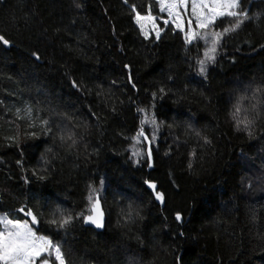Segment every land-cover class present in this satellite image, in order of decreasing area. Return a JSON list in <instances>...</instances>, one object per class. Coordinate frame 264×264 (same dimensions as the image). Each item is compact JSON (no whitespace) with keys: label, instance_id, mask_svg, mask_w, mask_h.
Segmentation results:
<instances>
[{"label":"trees","instance_id":"obj_1","mask_svg":"<svg viewBox=\"0 0 264 264\" xmlns=\"http://www.w3.org/2000/svg\"><path fill=\"white\" fill-rule=\"evenodd\" d=\"M76 2L80 8L73 0L0 2V34L13 43L0 45V214L22 216L17 209L27 204L41 234L65 242L74 264H264V92L251 97L264 85V0H240L259 19L225 37L206 80L195 63L199 44L172 29L159 40L141 34L132 6L151 5L157 15L155 0ZM241 95L249 98L238 118H252L245 109L253 104L261 112L251 138L235 131L230 115ZM138 108L161 123L151 167L129 159ZM41 119L52 131H42ZM56 125L77 134L75 148L61 143ZM101 180L102 232L77 220L65 234L45 222L56 204L85 211L88 186L99 189Z\"/></svg>","mask_w":264,"mask_h":264},{"label":"snow or ice","instance_id":"obj_2","mask_svg":"<svg viewBox=\"0 0 264 264\" xmlns=\"http://www.w3.org/2000/svg\"><path fill=\"white\" fill-rule=\"evenodd\" d=\"M2 2V0H0ZM75 7L80 8V3L73 0ZM128 3V0H124ZM158 11L165 14L166 18H162L163 25L167 26L171 22L173 29H178L183 40L188 45L199 43L200 57L195 61L199 75L207 79V68L214 65L217 61V55L223 47L225 37L229 34L236 33L241 25L253 18L259 19V14L249 15L248 9L241 6L240 0H155ZM151 5H147L142 11H137L136 7L132 6V11L135 14L136 23L139 25L140 32L145 39H148L150 34L154 33L155 39H160L161 31L163 30L157 23L156 17L151 13ZM227 19L228 23H225ZM220 22L219 24L217 22ZM0 45L6 49L13 47L12 41L6 38L4 34H0ZM264 48V44L260 46ZM35 61L40 60V55L37 51L30 53ZM125 67H128L125 65ZM73 87L79 85L73 81ZM135 88V84L132 85ZM161 98L165 94L163 87L159 88ZM264 92V85H258L252 92V99H256L257 93ZM157 93L153 92V99L156 98ZM247 95H241L237 98V103L233 105V111L230 113L235 131L244 132L249 138L253 137L255 133V125L261 112L258 110V105L253 104L246 111L254 113L252 118L247 116L243 119L238 118V113L241 110V103L248 99ZM154 107V105L152 106ZM21 109H17L19 113ZM22 111L24 115L29 118V126L34 127L31 123L33 114V107L31 104H25ZM56 112L55 109H52ZM138 112L145 115L140 120L141 127L136 135L131 139L135 144L144 141H149V136L145 133L143 125L148 124L152 128L151 140H155V132L158 131V125L154 114L150 116L146 113L144 108H138ZM61 115L60 113H56ZM65 119L68 117L65 115ZM42 131H52V125L49 119H41ZM174 124H169L172 128ZM59 133V139L62 144L66 145L68 150L76 147L79 143L77 134L75 132H68L64 134L65 130L59 125H56ZM81 127H84L81 125ZM190 128V126H188ZM30 135L35 136L33 132ZM197 137L203 140L204 144H211V141L206 136H201L199 131L195 132ZM71 141V143H68ZM133 145L129 159H132L134 164L140 162L143 156V151L137 149ZM195 151L190 153L194 157ZM148 166L151 167L152 151L149 147L147 149ZM19 163V161H18ZM187 167L192 169L193 163L190 159ZM37 175V173H33ZM37 178L41 181L46 179V176L41 174ZM25 183H29L25 178ZM101 186L104 181H100ZM148 188L154 193L155 200L164 203V194L157 190L155 183L145 181ZM251 187V185H249ZM88 207L85 211L77 212L75 214L66 211L59 204L48 209V217L45 221L56 232L63 231L67 234L73 227L77 220H81L83 224L94 226L95 229H103V212L100 207V199L98 189L92 185L88 186V195L86 197ZM133 209L131 206L128 211L124 213L126 221L133 220ZM22 216L10 217L7 214H0V264H74L71 259V254L65 250L64 243L56 236L53 237L52 232L41 234L39 225L41 220L37 213L27 204L22 205L17 209ZM139 211H135V216L139 218ZM181 215L177 213L176 220L180 221ZM180 235H183L181 233Z\"/></svg>","mask_w":264,"mask_h":264},{"label":"rangeland","instance_id":"obj_3","mask_svg":"<svg viewBox=\"0 0 264 264\" xmlns=\"http://www.w3.org/2000/svg\"><path fill=\"white\" fill-rule=\"evenodd\" d=\"M153 15V14H152ZM156 17V23L163 29L161 31V34H160V39L161 37L163 36V34L165 33V31L169 30V29H172L175 33H181L178 29H173L172 27V24L171 22L169 23V25L165 26L163 25L162 23V18H166L165 14H162L160 12H158L157 15H153ZM135 23H136V20H135ZM137 27L139 28V25L136 23ZM140 29V28H139ZM182 35V34H181ZM151 38H154L155 39V36H154V33L150 34L149 38L148 39H151ZM199 44V43H197ZM194 45V44H193ZM208 69H209V66L207 68V72H208ZM148 114V113H147ZM145 114L143 113V116ZM149 116L151 114H148ZM156 122H157V125H158V130L161 128V123L156 119ZM144 127V130H145V133L150 137V142L152 144V147H157L158 146V140H157V136H156V133L157 131L155 132V140H151V135H152V128L150 125L148 124H145L143 125ZM135 144V141L132 140V146L129 148V155H131V150L133 148V145ZM135 147L137 149H141L143 151V156L142 158H140V162L138 164H135L136 166H142L144 164V162L148 159L147 157V149H148V144H147V141H144L143 138H141V142L139 144H135ZM158 148V147H157ZM131 162H132V159H130ZM133 163V162H132ZM134 164V163H133ZM103 190H104V184L102 186H100V188L98 189V194L102 195L103 193Z\"/></svg>","mask_w":264,"mask_h":264},{"label":"water","instance_id":"obj_4","mask_svg":"<svg viewBox=\"0 0 264 264\" xmlns=\"http://www.w3.org/2000/svg\"><path fill=\"white\" fill-rule=\"evenodd\" d=\"M147 144H148V148L150 147L152 149V144H151L150 140L147 141ZM99 199H100V207H101V210L103 212L104 228L103 229H95L94 226H92V225H88V224H85V225H86V227L92 228L93 230H95L97 232H102L105 229L107 216H106V213H105V210H104V207H103L101 195H99ZM158 203H160V202L158 201ZM160 204L163 205V203H160ZM179 222H182V219Z\"/></svg>","mask_w":264,"mask_h":264}]
</instances>
